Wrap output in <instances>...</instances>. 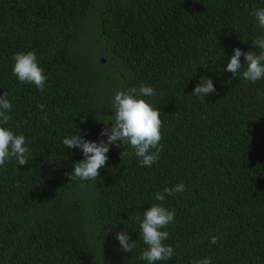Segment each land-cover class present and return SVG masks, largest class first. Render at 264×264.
<instances>
[{
    "label": "trees",
    "instance_id": "16d2710c",
    "mask_svg": "<svg viewBox=\"0 0 264 264\" xmlns=\"http://www.w3.org/2000/svg\"><path fill=\"white\" fill-rule=\"evenodd\" d=\"M256 8L264 0H0V95L29 149L27 164L0 167V264H147L135 217L152 203L175 210L174 257L157 264H264V79L224 71L235 48L258 52ZM26 50L48 78L43 92L12 72ZM204 76L216 91L200 99ZM141 84L161 111L159 160L122 159L133 150L118 140L99 177L71 180L84 156L63 139L107 141L114 94ZM181 182L184 192L154 199Z\"/></svg>",
    "mask_w": 264,
    "mask_h": 264
},
{
    "label": "clouds",
    "instance_id": "9594fccd",
    "mask_svg": "<svg viewBox=\"0 0 264 264\" xmlns=\"http://www.w3.org/2000/svg\"><path fill=\"white\" fill-rule=\"evenodd\" d=\"M255 17L259 28L264 29V8H256L251 13ZM252 48L257 51L243 52L237 47L233 51L230 61L224 71L232 72L246 82H256L264 79V35L256 36L252 41ZM241 56L245 57L246 63L242 64ZM12 72L21 84H33L43 92L47 76L39 65L37 54L34 50L17 51L13 53ZM241 69L243 71L241 72ZM214 82L209 77H201L193 95L204 99L209 93L215 92ZM155 95V88L147 84H141L139 89L129 88L127 91L118 90L114 94L110 108L114 109V115L110 121H114L111 129L104 128L101 136H107V141H92L85 139L78 131L63 139V144L68 149L79 148L82 150L84 159L74 163L71 172V180L81 181L94 180L99 177V170L105 166L110 150V145L120 140L124 145H129L133 152H121V158L127 155H135L139 159L140 166L151 167L159 158L163 150V121L161 111L154 107L146 99ZM13 105L8 98L7 92L0 95V167L6 162L15 160L18 165L29 162V149L26 145V137L23 133L17 134L12 128L7 127L12 120L10 111ZM39 108L44 111L45 105ZM47 123V117H41ZM107 124V122H105ZM186 186L183 182L174 187H164L162 191L155 193L154 199L163 202L168 195H176L184 192ZM135 220L139 223L140 238L147 246L143 249L139 259L147 264H157L159 261H170L174 257V247L166 244L170 233L168 226L175 221V210H169L162 203H152L143 212V216L137 215ZM119 246L124 252L133 251L135 243L129 242L130 234L120 231L116 234ZM210 244H217L221 237L210 236ZM213 257L197 259L194 264H212Z\"/></svg>",
    "mask_w": 264,
    "mask_h": 264
}]
</instances>
